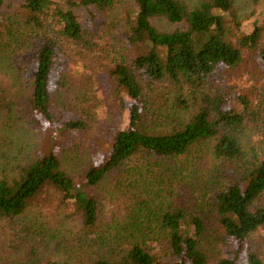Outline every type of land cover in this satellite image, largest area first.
Segmentation results:
<instances>
[{
    "label": "trees",
    "instance_id": "trees-1",
    "mask_svg": "<svg viewBox=\"0 0 264 264\" xmlns=\"http://www.w3.org/2000/svg\"><path fill=\"white\" fill-rule=\"evenodd\" d=\"M114 2L24 0L16 13L0 14V77L5 71L18 79L29 61L32 85L21 98L27 120L64 136L86 124L53 114L54 64L69 44L86 51L96 46L75 10L98 11L108 28L121 21L126 46L136 49L107 69L114 116L120 113L124 124L114 129L101 162L88 163L76 185L51 142L45 153L18 164L15 175L0 176V219L21 216L44 193H54L74 209L75 241L86 243L68 244L72 264H264V88L252 96L249 88L236 91L224 82L247 50L260 47L264 68V25L233 45V0H131L112 22ZM152 20L178 27L161 30ZM0 93L6 94L1 118L15 102L9 91ZM249 134L257 141L247 145ZM104 181L133 203L107 232L98 225L101 198L91 194ZM47 247L35 242L23 258L14 253L13 262L2 264H65L44 258Z\"/></svg>",
    "mask_w": 264,
    "mask_h": 264
},
{
    "label": "rangeland",
    "instance_id": "rangeland-1",
    "mask_svg": "<svg viewBox=\"0 0 264 264\" xmlns=\"http://www.w3.org/2000/svg\"><path fill=\"white\" fill-rule=\"evenodd\" d=\"M193 1L195 0H189ZM23 2L24 0H4L0 6V14L4 17L16 13ZM114 4L113 12L110 14L111 18H116L111 19L112 22L120 21L124 8L131 5V0H115ZM232 11L236 18L228 23L230 28L228 40L233 45L236 38L264 25V0H233ZM75 13L96 46L87 51L75 44L64 47L54 64L50 81L53 85L51 107L53 114L61 122L80 119L85 122L86 127L77 135L64 136L55 128L31 123L27 120L28 110L22 105L24 100L21 98L31 89L33 65L29 61L22 64L23 75L21 74L18 79L4 71L5 75L0 77V90L9 91L7 99L13 100L15 105L11 106V112H5L0 118L2 138L0 176L15 175L18 164L36 154L45 153L53 142L59 151L62 168L69 172L75 184L79 185L83 182L85 166L91 162L95 164L101 162L110 149L114 129L124 124V117L120 113L114 116L116 108L113 107L109 94L111 82L107 76V69L113 65L118 55L131 59L136 49L126 46V35L121 21L116 27L108 28L109 22L103 25L108 18L104 19L92 8L88 10L79 8ZM152 21L161 30L178 27L175 24H167L164 20ZM108 30L113 32L112 37L106 32ZM2 37L3 31L0 28V38ZM261 44H264V36ZM258 51H245L240 65L226 72L224 76L226 87L234 86L236 91L249 88L252 96L258 89L264 88V68ZM234 89L230 90L232 94L235 92ZM178 112L183 119L185 116L183 111ZM250 140L255 142L257 137L251 135L246 138L247 145L250 144ZM72 144L77 145L78 149L72 150ZM74 151L77 152L73 153ZM113 186L114 184L104 181L91 191V194L101 198L98 225L103 232L108 231V224L112 220L127 214L126 210L133 206L132 196L119 197L120 193ZM132 192L137 193L139 189ZM47 195L53 197L54 193H44L43 197L34 202L21 216L11 220L0 219V264L4 259H6L4 262H13L14 253L19 259L23 258L35 242L42 247L48 245L47 249H42L44 258L72 264L74 258L69 254L68 244L74 242V245L78 243L80 247L82 244L86 245L75 241L79 228L74 222L76 216L71 215L74 209L69 205L67 207L59 204L55 197L49 202L47 197H44ZM111 199L113 200L110 201ZM70 231L72 232L68 233ZM253 239L255 241L256 234Z\"/></svg>",
    "mask_w": 264,
    "mask_h": 264
}]
</instances>
